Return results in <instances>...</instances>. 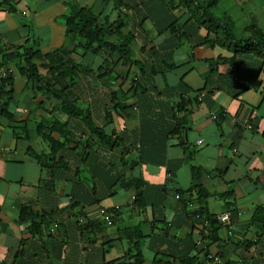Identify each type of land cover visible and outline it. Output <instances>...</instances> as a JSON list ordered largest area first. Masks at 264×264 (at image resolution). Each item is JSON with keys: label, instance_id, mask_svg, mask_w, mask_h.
<instances>
[{"label": "crops", "instance_id": "crops-1", "mask_svg": "<svg viewBox=\"0 0 264 264\" xmlns=\"http://www.w3.org/2000/svg\"><path fill=\"white\" fill-rule=\"evenodd\" d=\"M0 2V39H40L44 51L63 43V16L73 5L102 2V13L115 17L111 0ZM128 2L131 61L102 76L100 56L88 54L89 70L78 73L75 89L92 123L122 145L95 140L80 118L55 110L53 99L12 72V121L0 120V264H132L133 246L141 264H218L213 256L223 264H264V58L207 42L215 32L198 16L185 22V8L169 0ZM246 7V24L234 29L254 21L264 34V0H230L222 17L235 25L227 12ZM29 24L39 36H29ZM180 98L188 100L181 113ZM55 118L74 137L54 154L59 165L43 167L34 156L49 151L36 124ZM13 127L23 129L16 139ZM50 137L62 140L57 132ZM133 179L137 189L123 185ZM192 185L204 189L208 214L229 213L215 242L193 218ZM137 190L146 200L140 207L132 204ZM101 208L116 212L109 225ZM136 227L142 237L132 242L123 232Z\"/></svg>", "mask_w": 264, "mask_h": 264}, {"label": "trees", "instance_id": "trees-1", "mask_svg": "<svg viewBox=\"0 0 264 264\" xmlns=\"http://www.w3.org/2000/svg\"><path fill=\"white\" fill-rule=\"evenodd\" d=\"M111 1L112 9L115 12V17L112 20H109L108 14L102 13V2L94 6L73 5L69 7L63 16V43L49 51L38 48V41L35 38H31V42L27 43V45L7 44L0 39V120L2 122L12 121L6 106L12 93L13 72L24 78L25 83L33 93H41L47 98L53 99L55 101V110L61 111L67 118H80L86 130L95 137V140L110 144L114 139L118 144L122 145L118 136L114 135L115 137H112V132L107 135L102 128L96 127L92 123L88 108L78 104V96L75 90L78 73L82 72L83 62L88 58V54L91 58L96 55L100 56L98 57L100 61L97 66L102 69L99 73L102 76L111 72L112 64H127L131 61L129 58L131 52L129 45L132 43L133 35L130 31L124 30L127 24L126 13L131 5L128 2L129 0ZM169 3H176V7L185 8V22L194 20L196 19L195 16H198L197 20L204 25L207 33L208 31L215 32H213L215 34L213 37H206L207 42H220V44H224L225 47L231 49L233 55L235 53L253 52V54L264 58V34L254 21H250L248 25L244 26L240 32L242 36H238L239 32H236L230 19L225 17L214 18L212 8L216 5L217 0H169ZM120 9L122 12H120ZM219 25L220 35L216 32V28ZM167 29H172L171 24L167 26ZM111 36L114 38L111 39ZM66 43H70L71 47L68 48ZM113 53L117 55L115 59L112 57ZM74 56H77L78 59ZM232 57L230 61H232ZM90 61L91 59L89 58L88 63ZM134 62L137 63V61ZM87 70H89V67H84L83 71ZM154 73L155 70L151 68L149 77H152ZM187 102L188 100L180 98L176 102L177 111L181 113ZM118 106H121V104L118 103ZM124 106L122 105L121 108ZM65 122L61 123L56 118L47 120L44 123L37 122L36 131L45 142L49 151L46 155L36 156L34 154L35 159L41 166L56 167L62 162V157L54 156V154L63 148L65 141L70 140L72 142L74 137V134L67 129ZM21 129L22 127L12 128L15 139L17 137L16 130L21 131ZM50 132H57L62 137L61 142L52 139ZM22 137L26 138L23 135ZM76 137L78 138L80 135ZM196 173L197 170L191 168V177H194ZM135 181L136 179L129 180L123 185H133L134 182V186L136 185L135 189H137L138 184ZM192 186L198 204L197 209L193 213V218L202 225V232L205 233V238L215 242L219 222L216 216L208 214L206 210V193L204 189L198 185ZM175 193L177 197L181 194L178 190ZM144 201H146L144 193L137 190L132 204L140 207L144 205ZM106 210L111 213L113 219L116 215L115 210L112 208ZM230 213H232V210ZM258 219L259 217L257 216L253 218V220ZM203 221L206 222L205 225H203ZM123 235L128 240H132V242L142 237L137 227L125 229ZM133 248H135L134 252L129 251L132 264H141V253L136 246H133ZM225 264L234 263L226 261Z\"/></svg>", "mask_w": 264, "mask_h": 264}, {"label": "rangeland", "instance_id": "rangeland-1", "mask_svg": "<svg viewBox=\"0 0 264 264\" xmlns=\"http://www.w3.org/2000/svg\"><path fill=\"white\" fill-rule=\"evenodd\" d=\"M229 2H230V0H219V2L212 9V12L214 13V15L222 18V15H223L222 11L226 10L225 7ZM222 3H223V5H225V7L222 5ZM248 10H249V7H246L245 13L243 11H240V10H235L234 12H227L228 15L233 16L234 19L236 20L234 27L236 28L237 31L240 30V27L242 24H246L247 18L245 17V14H246V11H248ZM32 35H34L36 37L39 36L38 32L36 31V28L34 26H32V24H29V36H32ZM238 36H242V34L239 33ZM38 41L40 44L41 43L40 39Z\"/></svg>", "mask_w": 264, "mask_h": 264}, {"label": "built area", "instance_id": "built-area-1", "mask_svg": "<svg viewBox=\"0 0 264 264\" xmlns=\"http://www.w3.org/2000/svg\"><path fill=\"white\" fill-rule=\"evenodd\" d=\"M211 117H215L214 115L211 114ZM7 148L6 147H3L2 150H6ZM169 187V184L167 182H165L163 184V188H167ZM99 212V215L101 216V219L102 221L106 224V225H109L111 223V220H112V215L110 212H108L106 209H99L98 210ZM217 220L220 224L222 225H225L226 223H228V218H229V213L227 212H223L221 214H218L217 215ZM211 259L216 263L218 264H223L221 261L218 260V258L216 256H213L211 257ZM238 264V263H237Z\"/></svg>", "mask_w": 264, "mask_h": 264}, {"label": "clouds", "instance_id": "clouds-1", "mask_svg": "<svg viewBox=\"0 0 264 264\" xmlns=\"http://www.w3.org/2000/svg\"><path fill=\"white\" fill-rule=\"evenodd\" d=\"M82 6H85V5H82ZM7 150V149H6Z\"/></svg>", "mask_w": 264, "mask_h": 264}]
</instances>
